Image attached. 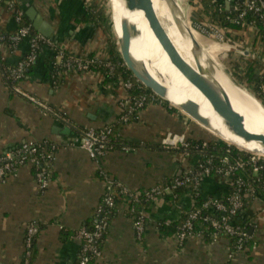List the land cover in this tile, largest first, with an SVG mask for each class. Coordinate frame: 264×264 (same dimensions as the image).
I'll return each mask as SVG.
<instances>
[{"label":"crops","instance_id":"0c3cea01","mask_svg":"<svg viewBox=\"0 0 264 264\" xmlns=\"http://www.w3.org/2000/svg\"><path fill=\"white\" fill-rule=\"evenodd\" d=\"M188 1L194 22H211L201 0ZM213 1L222 2L226 8L227 0ZM15 2L31 26L26 10L34 8L50 28L46 37L51 45L41 46L24 76L12 81L9 71L28 52L29 41L26 38L16 45L1 43L0 155L32 140L53 144L55 156L52 179L43 191L38 189L30 165L0 179V264H25V234L31 223L36 224L37 231L29 264H75L80 241L74 233L90 224L102 197L100 169L130 190L150 188L193 170L201 158L199 152L170 147L163 143L165 140L183 136L207 142L212 136L182 111L158 100L142 109L138 120L118 127V140L132 150L124 151L118 146L90 159L78 145V128H98L115 120L121 113L119 101L128 94L119 79L106 81L98 71L53 73L54 66L61 63L57 50L74 56L107 58L102 30L91 22L80 21L91 1ZM232 3L233 0L229 7ZM16 27L13 11L1 8L0 34L9 35ZM225 35L223 43L202 36L210 45L207 52L211 57L224 70L229 69L233 77L234 62H246L255 67L256 76L264 78V40H257L250 27L231 32L235 41H230L226 32ZM242 68L245 66L239 67L238 74H243ZM261 90L264 94V83ZM228 191L227 183L216 176L206 178L200 185L204 197H223ZM191 207L187 193L180 194L176 201L157 198L149 202L144 233L138 239L126 200L119 197L108 214L101 254L93 264H264V193L248 190L243 195L237 220L247 222L254 244L243 251L234 250L227 235L214 240L193 235L179 244L174 233L160 230L162 220H181Z\"/></svg>","mask_w":264,"mask_h":264},{"label":"built area","instance_id":"2783aa9c","mask_svg":"<svg viewBox=\"0 0 264 264\" xmlns=\"http://www.w3.org/2000/svg\"><path fill=\"white\" fill-rule=\"evenodd\" d=\"M234 1V0H233ZM12 3L8 4L12 8ZM239 13L237 19H242L247 12L258 14L264 19V0H242L237 3ZM24 11L14 12L16 29L9 35L0 34V46L3 41H8L11 45H16L23 39H28L29 50L18 64L9 71L10 79L18 80L22 78L25 71L36 61L39 50L43 45H51L50 40L34 31L30 24L23 22ZM232 18L233 21L237 20ZM194 28L213 38L216 42L226 41L225 32L215 22H194ZM245 24V23H243ZM57 56L61 58L60 65L67 71L75 70L78 72L91 71V66L102 64L113 69L106 58L88 55L74 56L65 54L62 50H57ZM122 86L127 91V95L120 99L119 106L121 113L110 123L101 127H82L78 128L80 133L78 145L87 152L90 159H97L103 156L107 151L118 147L124 151L132 150L129 145L119 141V132L115 131L117 126H124L140 117V112L149 103L154 101L162 102L153 92L141 91L137 94L129 93L136 84L131 79H122L118 77ZM137 88H141L137 84ZM165 145L174 148H181L186 152L197 151L201 158L195 168L180 176L167 178L161 183L142 190H130L120 181L110 177L103 170H99L100 176L104 181V189L99 204L94 209L90 224L81 227L74 233V238L80 241V250L75 264H93L101 254L102 243L108 227V214L115 208L117 199L124 197L128 205L135 236L141 239L145 229L147 210L144 209L141 201L151 202L157 198H167L172 201L178 199L175 192L179 188H187L189 197L192 200V207L183 213L181 222L177 225L174 236L179 244L193 235L204 236L205 229L202 223H208L210 231L208 236L214 240L219 235H227L233 240V248L236 251L245 250V242L252 236L244 228L233 224L232 219L239 213L243 204V195L249 190L248 173L246 168L252 167V174L256 175L258 171L264 168L262 160L264 156L254 153H247V156L234 155L227 143L224 151L217 153L215 151L204 150L207 146L206 141H195L175 136L171 140H165ZM54 145L45 142L25 141L14 149L6 151L0 155V179L6 176L14 175L18 168L24 165H30L34 169L35 181L38 189L43 191L47 188L52 179V161L55 156ZM239 151H243L238 149ZM216 176L224 180L228 187V193L223 197L208 196L204 197L200 205H195V198L200 195L201 183L210 176ZM264 191V183L262 186ZM169 195L171 196L169 198ZM205 211V213H203ZM215 213L219 215L215 216ZM170 220H165L168 224ZM201 223V224H200ZM197 225V226H196ZM37 231L35 223H31L26 228L25 234V264H29L34 236ZM254 247V244L252 245Z\"/></svg>","mask_w":264,"mask_h":264},{"label":"water","instance_id":"95a60500","mask_svg":"<svg viewBox=\"0 0 264 264\" xmlns=\"http://www.w3.org/2000/svg\"><path fill=\"white\" fill-rule=\"evenodd\" d=\"M230 1L231 0L226 1V9L229 8ZM122 2L126 10L142 12L148 27L152 31L162 50L166 53L169 62L200 91V93L208 100L214 112L222 120L225 129L232 136L240 139L246 147L243 146V148H241L218 135L216 131L210 128L209 118L203 116L195 104H188L187 102L179 106L171 104L167 97L166 88L154 81L147 73L141 72L138 67L139 61L129 56L130 39L138 36L140 30L136 23L126 18V16H123L121 21V38L117 40L118 49L123 63L131 71L133 77L151 92L164 99L173 107L182 111L200 126L217 136L220 140L233 145L237 149L264 156V135L260 136L256 132L246 129L244 125V117L234 109L230 96L220 81L219 75H224L232 85L241 87L245 90L247 89L233 76L228 75L226 71L220 69L216 61L195 37L184 12V2L188 5V0H182L181 21L179 20V22L182 24L183 30L186 32V38L190 42V54L193 56V65L182 57L172 42L155 12L152 0H122ZM26 15L33 28L38 33L44 36L50 35V28L40 19L34 8L27 9ZM249 93L258 100L254 94L251 92ZM258 102L264 107L259 100Z\"/></svg>","mask_w":264,"mask_h":264},{"label":"bare ground","instance_id":"6f19581e","mask_svg":"<svg viewBox=\"0 0 264 264\" xmlns=\"http://www.w3.org/2000/svg\"><path fill=\"white\" fill-rule=\"evenodd\" d=\"M109 1L116 40L121 38L123 16L138 25L140 34L130 39L129 56L139 61L138 67L141 72L147 73L154 81L166 88L167 97L171 104L176 106L186 102L195 104L200 113L209 118L210 128L216 131L218 135L241 148L246 147L240 139L232 136L225 129L222 120L200 91L169 62L166 53L148 27L142 12L126 10L122 0ZM152 3L172 42L182 57L193 65L190 42L186 38V32H184L182 24L179 22V20L181 21L182 0H152ZM202 46L204 45L202 44ZM219 77L230 96L234 109L238 111L239 106H242L257 121L247 120L249 119L247 117L248 113L241 114L238 111L244 117L246 129L256 132L260 136L264 135V107L247 90L232 85L224 75H219Z\"/></svg>","mask_w":264,"mask_h":264},{"label":"trees","instance_id":"16d2710c","mask_svg":"<svg viewBox=\"0 0 264 264\" xmlns=\"http://www.w3.org/2000/svg\"><path fill=\"white\" fill-rule=\"evenodd\" d=\"M242 0H234L231 6L226 9L222 2L219 1H213V0H201L202 6L204 8L205 12L209 13V16L211 17V22L218 23L220 28L224 30L227 33L228 39L231 41H235L236 37L231 36V32L233 31H240L244 30L247 27L252 28L255 38L258 40L263 41L264 40V19H262L258 14H254L251 12H247L245 16L242 19H237V15L239 13V8L237 6L238 2H241ZM12 3V8L8 7V4ZM6 8V10H12L13 13L17 10H22L20 7H18L15 0H0V9ZM232 18L237 19L235 21L232 20ZM80 21L83 22H91L97 27H99L103 32L104 42H105V52L107 54V62H110V64L113 66V69L107 68L103 66L102 64L91 66V71H98L102 74L103 78L106 81L109 82H115L118 77H121L122 79H131L136 86H134L131 90H129V93L137 94L138 92L145 91V92H151L148 88L143 86L141 83H139L132 75L131 71L125 66L123 63V60L121 58L118 45L115 42L114 39V33L111 30L110 22L108 16H105L104 11L101 9V6L99 3H91L90 7H88V10L86 13L81 17ZM23 22L25 24H30L25 15L23 16ZM245 23V24H243ZM32 27V26H31ZM33 29V27H32ZM89 57H92L93 54H88ZM38 57V56H37ZM37 59V58H36ZM234 70L232 74L234 77L240 82L244 83L245 86L251 90L252 94L264 105V94L261 90L262 83H264V78H260L254 74L255 67L251 63L241 62L237 63L234 62ZM244 67L243 74H238L240 71L239 67ZM65 71L64 68H62L61 65H56L53 68V73L55 75H58V73H62ZM253 79L255 80V83H253ZM13 81V80H12ZM137 84L141 86V88H137ZM118 127H116L115 131H118ZM227 143L220 140V139H211L207 141V146L204 150L206 151H215L217 153H220L221 151H224L227 147ZM231 152L234 155H242L247 156V153L244 151H239L236 147L233 145L229 146ZM262 164L264 166V160H262ZM248 173V183H249V190H255L258 193H264L262 186L264 183V168L258 171L256 175L252 174V167L248 166L246 168V174ZM212 176V175H211ZM187 188H179L175 192L179 196L180 194L187 193ZM171 196L169 195V198ZM204 196L200 193L198 197L195 198V205L198 206L202 202ZM149 202L141 201L140 204L143 205L144 209L147 210V205ZM241 211V209H240ZM205 213V211L203 212ZM215 216L219 215V213H215ZM183 218V216H182ZM238 214L232 219L233 224L240 226L244 228L246 231L249 230V225L246 221H239L237 220ZM181 222V220L177 221H170L168 224H165V220H162L160 222V230L165 232V234H172L175 232L177 225ZM201 224V223H200ZM197 226V225H196ZM203 228L205 229L204 238L209 240L208 232L210 231V226L208 223H202ZM249 232V231H248ZM233 241V240H232ZM253 243L252 237L245 242V250L250 249L251 245ZM33 247V245H32Z\"/></svg>","mask_w":264,"mask_h":264},{"label":"rangeland","instance_id":"374dc122","mask_svg":"<svg viewBox=\"0 0 264 264\" xmlns=\"http://www.w3.org/2000/svg\"><path fill=\"white\" fill-rule=\"evenodd\" d=\"M91 1V3H99V5L101 6V9L104 11V13H105V16H108V18H109V22H110V26H111V30H113V21H112V18H111V7H110V1L109 0H90ZM185 4H184V12H185V15H186V17H187V20H188V23H189V25H190V27H191V29H192V31H193V33H194V35L195 36H197L199 39H200V41H202V44H204V46H205V48L206 49H208V48H210V45L208 44V43H206V41L202 38V36H205L207 39H210V40H214L213 38H211V37H209V36H206V35H204V34H201L200 32H198L195 28H194V21L192 20V16H191V14H190V12H189V1H188V5L186 4V2H184ZM113 33H114V30L112 31ZM103 34V33H102ZM114 39H115V42H116V44L118 45V42H117V40H116V37H115V33H114ZM215 41V40H214ZM212 46V45H211ZM215 53V51H211V54L212 55H215L214 54ZM217 63V62H216ZM217 65H218V67L220 68V69H222V70H224V66L222 67L219 63H217ZM226 66V65H225ZM224 71H226V73L228 74V75H231L230 73V70L229 69H227V68H225V70ZM244 86V85H243ZM245 88H246V86H244ZM247 89V88H246ZM249 92H251V90H249V89H247ZM238 111L241 113V114H244V113H248L247 114V117L249 118V119H247V120H254L255 121V119H254V117H252V115L247 111L246 112V110L242 107V106H239V108H238ZM255 122H257V121H255ZM260 127V126H259ZM210 135L212 136V138L213 139H219L217 136H215L214 134H212V133H210Z\"/></svg>","mask_w":264,"mask_h":264}]
</instances>
